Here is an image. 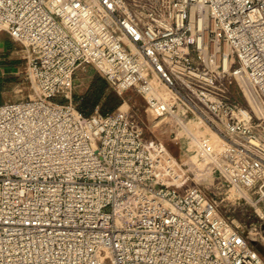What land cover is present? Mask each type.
<instances>
[{"label":"built area","instance_id":"2783aa9c","mask_svg":"<svg viewBox=\"0 0 264 264\" xmlns=\"http://www.w3.org/2000/svg\"><path fill=\"white\" fill-rule=\"evenodd\" d=\"M1 32L32 94L0 104V264H264V204L249 225L222 216L137 113L86 116L74 97L87 67L135 91L259 206L264 116L221 81L264 106V0H0Z\"/></svg>","mask_w":264,"mask_h":264},{"label":"rangeland","instance_id":"374dc122","mask_svg":"<svg viewBox=\"0 0 264 264\" xmlns=\"http://www.w3.org/2000/svg\"><path fill=\"white\" fill-rule=\"evenodd\" d=\"M8 39L7 33H0V82L2 81L0 104L20 102L26 100L32 94L31 85L25 79L26 60L21 52L22 47L17 44H11L10 46ZM6 65L16 66L17 68L14 71L18 73L3 76L4 66ZM230 80V77H226L221 81L229 96L234 97L243 107L253 109L250 102L245 99L234 84L226 85ZM93 84H95L96 89L106 88L107 96L100 103L101 108H105V111L113 113L119 108H130L131 111L142 118L145 137L160 140L166 145L169 152L188 169L189 186L201 189L210 200L217 204L218 211L222 216L235 218L241 225H249L258 221L257 209L252 201L256 202L259 195L251 191L248 194L249 199L242 198L240 194L231 191L217 174L209 173L198 157H194L192 152L189 154L188 139L179 126L175 124L173 118L161 117L153 120L145 100L140 95L132 90H126L120 94L109 85L105 77L94 67L79 69L76 73L74 97L77 98L79 103L88 94ZM117 103H120V106L113 111L111 107H114ZM202 111L209 117L205 110L202 109ZM190 118L193 121L192 125L197 126L198 132L210 134L208 130L197 125L193 115H190ZM157 121L160 123H158L159 126L155 125ZM256 133L258 136L264 137V133L258 128H256ZM263 204L264 202L258 205L260 207Z\"/></svg>","mask_w":264,"mask_h":264},{"label":"trees","instance_id":"16d2710c","mask_svg":"<svg viewBox=\"0 0 264 264\" xmlns=\"http://www.w3.org/2000/svg\"><path fill=\"white\" fill-rule=\"evenodd\" d=\"M95 89H96L95 84H93L88 94L80 100V103L78 105L80 112H82L86 116H90L94 113L95 109L98 107L100 110V113L104 115L112 113V112L105 111V108H101L100 106V103L102 102V100H104L107 96L106 88L103 87L100 89H96V90ZM119 106H120V103H117L116 105H114V107H111V108L114 111Z\"/></svg>","mask_w":264,"mask_h":264},{"label":"bare ground","instance_id":"6f19581e","mask_svg":"<svg viewBox=\"0 0 264 264\" xmlns=\"http://www.w3.org/2000/svg\"><path fill=\"white\" fill-rule=\"evenodd\" d=\"M227 66H228V63H227ZM249 102H250L251 106L253 107V109L255 110V112H256L257 115H259V116H264V106H263V104H262L259 100H257L256 98H250V99H249ZM174 118H175V116H174ZM175 119H176V118H175ZM178 121H179V123H180L183 127H185V129H186L187 132L191 131V129L195 130V127H196V126H194V125H192V126H186L181 120H178ZM158 123H159V122L157 121V123H155V125H156V126H159L160 123H159V124H158ZM193 126H194V127H193ZM194 157H198V156L194 155ZM244 195H247V193L245 192ZM247 197H248V196H247ZM248 199H249V198H248ZM252 202H253L254 206L256 207L257 211H258L260 214H262V213H261L262 210L260 209V207L257 206L256 203H255L254 201H252Z\"/></svg>","mask_w":264,"mask_h":264},{"label":"crops","instance_id":"0c3cea01","mask_svg":"<svg viewBox=\"0 0 264 264\" xmlns=\"http://www.w3.org/2000/svg\"><path fill=\"white\" fill-rule=\"evenodd\" d=\"M9 36V35H8ZM8 41V43L10 44V46H11V44H17V45H19L17 42H15L10 36H9V39L7 40ZM21 48V47H20ZM21 52L23 53V57H25V54H24V50H23V48H21ZM15 68H17L16 66H14V65H10V66H8V65H6V66H4V74H3V76H9V75H16L18 72H15L14 70H15ZM236 88H237V86L236 85H234ZM0 88H2V81L0 82ZM193 103H194V101H193ZM182 116H183V119H184V121L188 124V125H191L192 126V123H193V121H192V118H190V114H188L187 112H186V110H183V112H182ZM194 127V126H193ZM145 136V135H144ZM211 175V174H210ZM209 177V176H208ZM206 179V178H205Z\"/></svg>","mask_w":264,"mask_h":264}]
</instances>
